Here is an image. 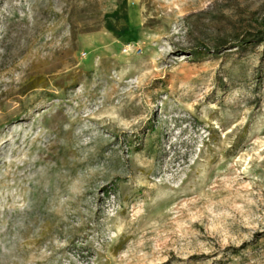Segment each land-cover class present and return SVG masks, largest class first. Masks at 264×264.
<instances>
[{
    "label": "rangeland",
    "instance_id": "rangeland-1",
    "mask_svg": "<svg viewBox=\"0 0 264 264\" xmlns=\"http://www.w3.org/2000/svg\"><path fill=\"white\" fill-rule=\"evenodd\" d=\"M264 0H0V264H264Z\"/></svg>",
    "mask_w": 264,
    "mask_h": 264
},
{
    "label": "trees",
    "instance_id": "trees-1",
    "mask_svg": "<svg viewBox=\"0 0 264 264\" xmlns=\"http://www.w3.org/2000/svg\"><path fill=\"white\" fill-rule=\"evenodd\" d=\"M251 42L256 43V42H264V31H259L258 33H253L251 37H242L240 40V43L242 44H250Z\"/></svg>",
    "mask_w": 264,
    "mask_h": 264
}]
</instances>
